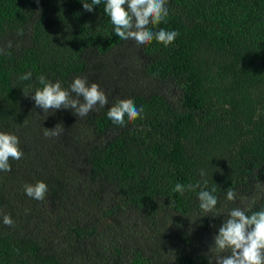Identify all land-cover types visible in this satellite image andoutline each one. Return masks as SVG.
<instances>
[{
    "label": "trees",
    "instance_id": "1",
    "mask_svg": "<svg viewBox=\"0 0 264 264\" xmlns=\"http://www.w3.org/2000/svg\"><path fill=\"white\" fill-rule=\"evenodd\" d=\"M84 2L0 0V131L24 153L0 171V213L14 221L0 216V264H209L189 229L217 234L229 209L264 208V0H167L166 21L149 26L179 33L167 47L121 40L105 0ZM40 76L65 89L86 77L109 103L83 118L43 112L23 94ZM122 99L142 118L114 124ZM38 181L42 201L24 192ZM197 182L215 189L214 214L199 209L200 188L173 191Z\"/></svg>",
    "mask_w": 264,
    "mask_h": 264
},
{
    "label": "clouds",
    "instance_id": "2",
    "mask_svg": "<svg viewBox=\"0 0 264 264\" xmlns=\"http://www.w3.org/2000/svg\"><path fill=\"white\" fill-rule=\"evenodd\" d=\"M100 4L101 0H91L84 2L83 8L92 12ZM166 5L167 0H105L104 12L110 18L114 34L121 40L131 39L138 45H148L155 40L167 47L175 41L179 33L162 28L153 32L149 27L166 21L169 15ZM11 46L9 42L8 47ZM31 78V72L20 76L21 81ZM38 82L42 87L36 88L33 93L32 86L28 85L23 88V94L30 96L35 106L43 112L70 109L75 116L83 118L94 109L98 110L97 106L103 108L109 103L100 86L97 83L89 84L86 77L75 78L68 89L63 88L59 81L53 83L44 76H40ZM142 112L143 108H138L133 100L122 99L108 109L107 116L114 124L123 126L126 119L135 121L142 118ZM64 131L63 125L58 123L53 129L44 128L43 134L46 138H54ZM23 156L19 138L15 134L0 131V171L10 172L9 160H20ZM204 175L201 171V176ZM206 184L207 181H204L205 186ZM197 188L201 189L197 197L199 209L205 214H214L218 205V198L212 194L215 189L205 190L197 182L187 186L177 183L173 191L183 195L185 191H196ZM24 192L32 199L42 201L48 192V186L42 181L25 184ZM236 195L231 187L226 190L227 201H234ZM0 216L4 225L13 226L14 221L10 215L0 213ZM222 216L226 218L213 237L214 244L210 248L213 255L209 264H264V208L252 211L250 205L234 207Z\"/></svg>",
    "mask_w": 264,
    "mask_h": 264
},
{
    "label": "rangeland",
    "instance_id": "3",
    "mask_svg": "<svg viewBox=\"0 0 264 264\" xmlns=\"http://www.w3.org/2000/svg\"><path fill=\"white\" fill-rule=\"evenodd\" d=\"M131 44H132V42H131ZM123 50L126 51L127 49L124 48ZM131 57L134 58V56H131ZM135 57H136L135 61L137 63H139L141 59L138 58V55L136 53H135ZM120 59H121L122 63L126 64L130 60V57L129 56L128 57H121L120 56ZM119 62H120L119 59L118 60L114 59V63H119ZM173 90L174 89L169 90V88H165V93L166 94L167 93L168 94H175L174 93L175 90L174 91ZM192 225L195 226L196 224H192ZM192 229L191 230L189 229V232L191 234L190 238H193V240L195 242L194 245H196L199 248H203V247L211 248L213 246V244H214L213 237L216 235L215 231L212 232L209 230V231H204L203 233H201L200 228H198V227H196V229L192 227ZM179 236H180V234H177L173 240H175V239L180 240ZM175 241L173 242V244H177V242H175Z\"/></svg>",
    "mask_w": 264,
    "mask_h": 264
}]
</instances>
